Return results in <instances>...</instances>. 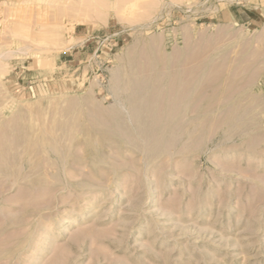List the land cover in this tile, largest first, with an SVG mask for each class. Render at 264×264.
Masks as SVG:
<instances>
[{
	"label": "rangeland",
	"instance_id": "rangeland-1",
	"mask_svg": "<svg viewBox=\"0 0 264 264\" xmlns=\"http://www.w3.org/2000/svg\"><path fill=\"white\" fill-rule=\"evenodd\" d=\"M17 263L264 264V0H0Z\"/></svg>",
	"mask_w": 264,
	"mask_h": 264
},
{
	"label": "bare ground",
	"instance_id": "bare-ground-1",
	"mask_svg": "<svg viewBox=\"0 0 264 264\" xmlns=\"http://www.w3.org/2000/svg\"><path fill=\"white\" fill-rule=\"evenodd\" d=\"M67 30V29H66ZM57 34H58V31H56V32H54V36H57ZM73 39V38H72ZM72 39L70 38V39H68V40H63V42H62V46L63 47H68V46H70L72 43H73V41H72ZM161 105H162V103H161ZM171 105V104H170ZM121 106H122V104H121ZM123 108H124V106H123ZM127 110V109H126ZM128 110H129V108H128ZM132 113V112H131ZM127 115H129V114H127ZM127 119H129V117L127 118ZM130 121V120H129ZM96 132H99V131H96ZM63 135H65V134H63ZM60 137V136H59ZM59 137H57V139L59 138ZM97 139V138H96ZM44 140V139H43ZM55 140H56V138H55ZM55 140L53 139V141L55 142ZM61 140V139H60ZM42 141V140H41ZM45 141V140H44ZM47 142V141H46ZM46 142H44V143H46ZM59 142V141H58ZM43 143V144H44ZM56 143V142H55ZM42 144V143H41ZM42 144V145H43ZM46 145V144H45ZM56 145H58V144H56ZM56 145H53V146H51V147H53L54 149H55V147L54 146H56ZM97 145V144H96ZM45 146H43V148H44ZM57 147V146H56ZM49 148V147H48ZM58 148V147H57ZM45 150V149H44ZM56 150V149H55ZM58 150L59 149H57V151L56 152H58ZM49 151V150H48ZM47 151V152H48ZM59 151H61V150H59ZM54 153V152H53ZM58 154V153H57ZM48 155V154H47ZM55 155V154H54ZM27 162V161H26ZM29 162V161H28ZM89 176V175H88ZM105 176V175H104ZM91 177V176H90ZM86 181V180H85ZM87 184V186H94L95 184L94 183H92V181L91 182H89V183H86ZM8 188V187H7ZM5 190V189H4ZM78 213H72V215H77ZM64 223H72V217L71 216H69L68 217V219H66V220H64ZM58 224V223H57ZM59 231H60V234L61 233H63V229L62 228H60L59 229ZM74 237V236H73ZM56 249H57V247H56ZM18 264V263H17Z\"/></svg>",
	"mask_w": 264,
	"mask_h": 264
},
{
	"label": "crops",
	"instance_id": "crops-1",
	"mask_svg": "<svg viewBox=\"0 0 264 264\" xmlns=\"http://www.w3.org/2000/svg\"><path fill=\"white\" fill-rule=\"evenodd\" d=\"M91 32H93V29H91L90 27H87V28H85V31L83 33H81V34L87 36L85 39L88 40L89 39L88 36L91 35ZM92 37H94V36H92ZM82 43H83V45L85 44V42H82ZM81 53H82V51L80 49H78V51L72 53V55H71L72 59H70V60H72V61L76 60L77 58L80 57Z\"/></svg>",
	"mask_w": 264,
	"mask_h": 264
}]
</instances>
